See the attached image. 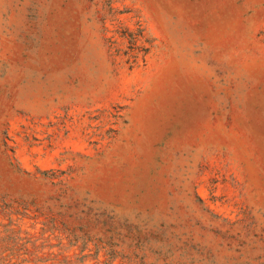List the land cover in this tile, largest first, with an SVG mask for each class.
Listing matches in <instances>:
<instances>
[{"label":"rangeland","instance_id":"rangeland-1","mask_svg":"<svg viewBox=\"0 0 264 264\" xmlns=\"http://www.w3.org/2000/svg\"><path fill=\"white\" fill-rule=\"evenodd\" d=\"M0 264H264V0H0Z\"/></svg>","mask_w":264,"mask_h":264},{"label":"trees","instance_id":"trees-1","mask_svg":"<svg viewBox=\"0 0 264 264\" xmlns=\"http://www.w3.org/2000/svg\"><path fill=\"white\" fill-rule=\"evenodd\" d=\"M141 37L142 30H139L136 34L131 35L130 47L128 51L123 53L127 56V62L130 63V67H136L138 66L139 62H144L143 59L147 53V49L140 44Z\"/></svg>","mask_w":264,"mask_h":264}]
</instances>
